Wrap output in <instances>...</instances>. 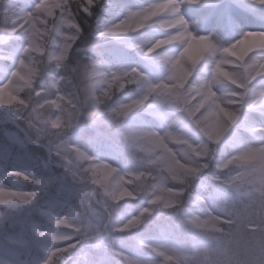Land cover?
Instances as JSON below:
<instances>
[{"label": "trees", "instance_id": "16d2710c", "mask_svg": "<svg viewBox=\"0 0 264 264\" xmlns=\"http://www.w3.org/2000/svg\"><path fill=\"white\" fill-rule=\"evenodd\" d=\"M9 2L18 3L24 11H32L36 0H9ZM143 0H95L92 5L90 14L79 17L78 23L81 26V32L77 36L74 49L70 50L69 57L65 60L60 69L50 66L41 72V75L34 81V87L41 89V96L51 98L59 89L70 90L73 83L74 73L72 68L85 60H97L102 64L107 72L124 71L132 68V65L139 60L140 48L135 46L140 37L138 33L129 35L124 42H109L113 39H107L114 35L104 32V28L114 24L123 18L127 8H134L143 5ZM11 20L0 16V29L3 30L4 40L0 43V82L5 81L11 70L16 66L23 51L24 38L19 30L9 31ZM144 30V34H147ZM120 39L122 34L115 35ZM151 39V35L146 36ZM109 42L108 44H104ZM131 42L134 43L131 44ZM55 47V45H53ZM154 72L146 70L150 73V77H154L156 67L161 65L166 67L161 56H175V45H169L166 48L154 52ZM149 61H151L149 59ZM149 63V62H148ZM195 73H192L189 84L197 85L201 82L195 79ZM65 77L61 79V77ZM55 84L56 87L52 85ZM221 86L225 84L228 88L230 84L219 83ZM230 91L232 90L229 88ZM144 87L141 83H132L116 94L114 99L126 101L130 98H136L142 95ZM229 91H226L227 93ZM93 116L99 118L102 109L94 107L92 109ZM172 122L176 130L183 131L189 137L202 141L200 144L208 143L199 130L187 119L183 113L173 108ZM162 124V119L156 114L152 108L151 101L147 100L137 110L129 113L124 118L122 126H130L138 129L148 130L151 124ZM244 130L241 125H232L223 135L222 140L211 148L210 157L204 158L203 162L208 164L207 168L201 169L199 172H206L209 184L207 190H203L202 185H194L193 177L196 176V183L199 177L194 175L187 180L186 184H179L184 190H188L189 195L181 193L179 203L169 209L154 208L150 215L143 218L142 222L134 229L128 231H117L119 224L126 219L139 213L141 207L147 206L150 198L147 193L138 192L134 199H123L115 202L107 197L99 186L93 185L88 179H80L75 177V181L71 178H64L62 168L52 170L48 163L47 148L40 141H25V145L16 146L10 143L1 131L0 125V187H6L11 190L21 192H33L35 195L30 202L19 200H11L4 204H0V264H43L47 258L48 251L55 247L56 244L51 237L47 235L50 232H61L65 235H71L66 229H58L53 223V216H65L81 225L85 230L86 219L92 221L87 216L86 211L82 208L78 198L73 196L76 182H84L90 189H94L98 195L99 206L91 199L94 209L98 208L101 215L100 224L101 231L99 239L103 243V247L112 255L114 261L111 264H127L123 253L133 257L140 264H161L163 257L160 252L177 256L179 264H184L193 249L198 248V255L203 258L206 252L222 248L217 247V242L227 240L226 237H220L215 229H199L188 221L189 216L203 217L210 210L208 201L205 198L209 192L215 189L219 190V200L214 196L212 198V206L214 209L218 207V201H221L227 208L235 206L240 209L242 202L247 200L241 193L242 190L256 186V180L246 182L240 187L227 185L224 183L226 176L235 175L239 168L220 169L217 162L226 159L228 156L243 150L246 147L259 146L264 143L258 139L256 144L242 143ZM99 141V140H98ZM100 142V141H99ZM72 145L80 146L89 155L96 158L97 149L107 150L116 158H118L122 167L117 168L122 174L134 171H143L147 164V157L137 149L131 148L119 136L113 139L107 146L105 144L96 147V144L86 148L78 143ZM99 145V144H98ZM59 169V170H58ZM52 170V171H51ZM20 171L24 175L31 177L25 180L23 177L13 176L12 173ZM68 174L65 172V177ZM201 178V177H200ZM33 181H38L33 182ZM178 183L169 181L170 186ZM202 193L201 201L195 200L192 192ZM82 193H80V196ZM256 209H260L257 204H252ZM245 209H241L242 213ZM251 211V209H249ZM30 212L28 217L26 214ZM109 213H111L109 215ZM257 212L252 211L250 217L245 219L255 220ZM260 226V225H259ZM86 231V230H85ZM43 232L45 235H38ZM25 233L23 240L18 236ZM93 240L89 241L92 242ZM86 243L85 239H79L76 246L69 251L62 253L58 257L56 264H64L74 253V251ZM231 244V241H229ZM151 245L152 247H149ZM153 249H159L154 251ZM229 248L228 250H230ZM224 251V250H223ZM175 264V262H171Z\"/></svg>", "mask_w": 264, "mask_h": 264}, {"label": "snow or ice", "instance_id": "6c2138e0", "mask_svg": "<svg viewBox=\"0 0 264 264\" xmlns=\"http://www.w3.org/2000/svg\"><path fill=\"white\" fill-rule=\"evenodd\" d=\"M253 2L257 6L264 8V0H253ZM94 3L95 0H79L75 12H73L71 8H65L68 0H36L32 11H24L18 3L9 2L7 14L11 20V26L8 30L12 32L17 30L25 31L27 27L30 39L29 49H35L39 52L41 49L37 44V39L44 32V29L39 26L40 24H47L49 20L59 19L64 27H71L75 34L66 36V41L62 45V51L53 57L59 65L63 63L67 53L71 50L72 44L81 32V26L79 23L74 22V17L90 14ZM205 3L212 5L214 0H155V2L139 11H129L118 22L106 26L104 32L112 35L137 32L150 25L157 15L170 11L178 13L183 6L187 14L191 16L194 12H200ZM205 15L210 16L208 13H205ZM173 29L176 30L173 31ZM3 30L0 29V31ZM164 30H166L168 35L153 40L147 48H141V50L147 55L158 52L176 42L182 45V49L178 55L174 57H160L167 66V78L153 83L148 81L144 74L136 68L110 72L109 79L107 80L108 87L104 92L105 95H110L114 87L118 91H121L132 83H141L144 87L142 95L127 103H122L118 108H113L110 111L117 118L125 117L143 105L149 98H154L157 103L167 104L183 113L195 125L208 143H190L189 140L183 138L171 130V128L166 129L163 134L157 131H133L127 135L129 142L138 150L146 154H155L154 159L149 161V163L159 165L167 173V176L153 184L151 189H149L151 195L147 201V206L141 207L137 215L131 216L117 226L116 230L121 232L134 229L142 222L145 216L151 214L154 208L169 209L175 207L179 203V197L184 188L172 187L168 181L183 185L201 169L207 168L208 164L203 161L204 158L211 155L209 145L219 142L225 132L238 119L239 109L232 106L247 104L251 108L257 103L258 98L264 97V91L258 92L255 98L248 97L250 82L257 77H264V61L246 62L250 53L256 50H264V30L244 31L238 39L227 46H219L211 35L194 34L190 30L189 21L185 20L182 15H176L171 19L164 25ZM137 46L140 47V45ZM217 52L219 53V58L215 59L212 64L211 78L197 85L189 84L193 69L198 63L206 56H211ZM98 69L99 65L93 69L90 75L92 77L104 75ZM34 72L35 70L28 63L21 60L19 67L12 73L8 82L0 85V96L3 97L0 106L16 102L22 103L15 91L19 86L14 81L19 80L24 85H30ZM218 83L230 84L232 90L225 94H218L215 89V85ZM52 86L56 87L55 84ZM91 87L94 89L95 83ZM62 99L63 96H58L57 99L50 101V103L54 107L59 108ZM52 126L60 127V121H52ZM255 131L264 136V127L256 128ZM173 144L185 146L183 158L177 154L176 150L172 147ZM68 147L73 148L81 159L89 161L95 159L81 152L75 145H68ZM217 167L220 169H240L235 175L224 180V183L228 185L240 187L246 182H251L250 178L256 181H264V143L255 147H246L228 156L226 159L218 161ZM87 170L88 180L93 185L99 186L103 193L115 202L123 199H134L136 193L127 187V185L133 182L143 185L151 175L143 170L121 174L118 179H114L118 169L106 161L90 163L87 166ZM12 175L23 177L25 180L31 179V177L24 175L20 171H15ZM33 182L38 183V181ZM34 195L35 193L33 192H21L0 187V204L14 199L30 202ZM252 211L257 212V218L255 220L245 219V222L250 227L243 230L242 233L238 231L235 234L236 244L238 247L243 248L244 253L250 260V264H264V232L260 228H257V225H260L262 222V210L250 205L245 208L242 215L244 218L245 216L250 217ZM230 218L231 213L224 219L227 222ZM52 219L58 229H66L71 235H65L61 232L47 233L56 246L48 251L47 258L43 261V264H56L58 257L62 253L75 247L79 239L87 238V232L82 230L81 225L74 220L65 216H53ZM214 219V217L203 219L199 216L188 217V221L199 229L214 228ZM38 235H45V233L40 232ZM149 247L152 246L149 245ZM153 250L159 251V249ZM118 254L123 256L127 264H140L133 257L123 253ZM160 255L163 257L161 264H171V262L179 264L177 256L164 252H160Z\"/></svg>", "mask_w": 264, "mask_h": 264}, {"label": "clouds", "instance_id": "9594fccd", "mask_svg": "<svg viewBox=\"0 0 264 264\" xmlns=\"http://www.w3.org/2000/svg\"><path fill=\"white\" fill-rule=\"evenodd\" d=\"M79 0H68L65 8H71L73 12L76 10V5ZM219 3H223V0H218ZM8 5L9 0H0V16L5 19L8 17ZM176 15L184 16L185 20L193 21L196 17L189 16L186 9L182 6L179 12L170 11L162 15H157L150 23V25H158L160 29H164V25L167 24ZM79 15L74 17V22L78 23ZM39 23V22H38ZM41 28L44 29L43 34L37 39V44L41 51L37 52L35 49H29L30 39H29V29L25 31H20L23 35V51L18 60L16 66L11 70L9 77L0 82V85L7 83L11 78V75L20 65V61L23 60L28 63L34 70V75L32 78V83L30 85H24L22 81L16 80L14 83L19 87L15 90L16 95L19 96L21 102L12 103L9 106L16 111V115L23 121L26 122L28 126L32 129L34 133V138L41 143L47 142L45 146L47 147L49 154H54L59 158L63 167L72 174L74 177H79L80 179H88L87 166L90 163H98L100 159H95L89 161L87 159L79 158L77 152L73 148H69L68 145V135L70 131L76 126L79 121L85 117L92 118L96 120L97 117L93 116L92 109L94 107H99L102 109L99 115V119H107L117 123V134L133 149H137L132 145L127 139V135L133 131H155V130H145L138 129L130 126H122V122L125 117L117 118L114 113L110 110L113 108H118L122 103H127L134 98L127 99L126 101H119L114 99L118 91L115 87L112 89L110 95H105V89L108 87L107 80L109 79L110 72L104 70L101 63L97 60H85L83 63L78 64L76 67L72 68L73 83L70 86V90L59 89L53 97H42L41 89L34 87V81L41 75V72L50 67L54 66L56 69H60L64 64L65 60L69 57L67 53L65 60L61 64H57L53 59L60 51H62V45L66 41V36L70 34H75L71 27H64L63 23L57 20H49L47 24H40ZM176 29H173L175 31ZM168 35L165 32L161 35L160 39ZM75 42L72 44L71 50L74 49ZM55 45V47H53ZM0 47H3L0 45ZM99 65V71L103 72L104 75H99L92 77L90 73L96 66ZM65 77H61L64 79ZM95 83V88L91 86ZM58 96H63L60 101V107H54L50 101L55 100ZM95 97V98H94ZM3 101V97L0 96V102ZM60 121V127H53L52 121ZM161 134L165 132L157 131ZM43 138V140L41 139ZM76 146V145H75ZM79 150L85 154L89 155L82 147L76 146ZM172 147L176 150L177 154L182 158L184 156V145L173 144ZM138 150V149H137ZM141 153V150H139ZM147 164L144 169L145 172L150 173V177L146 180L145 184L141 185L133 182L127 187H129L133 192H144L150 197L152 185L159 182L161 179L166 178L167 173L160 168L159 165L150 164L149 161L154 159L155 154H146ZM93 157V156H92ZM199 163V161H197ZM122 173L118 170L117 175L114 179H118ZM126 174V173H123ZM231 177L226 176L224 180ZM131 179V177H129ZM170 181V180H169ZM168 181V183H169ZM256 186L249 188L247 190H242V195L247 198L245 202H242L240 209L235 206L232 208H227L223 205L218 206L215 210L207 211L206 215L202 217H214L213 224L217 234L220 237H226L227 240H222L217 242V247L222 248L224 251H228L231 248V255L226 259L215 258L209 259L204 257L201 259L198 255V248L193 249L189 259L184 261V264H250V260L244 253L243 248L238 247L236 244L235 234L243 232V230L248 228L245 218L242 215L241 209H245L252 204H257L261 211L262 222L260 224V230L264 232V181L257 180ZM226 184V183H225ZM228 185V184H227ZM175 188H180L179 184L172 186ZM231 213V218L226 222L225 217ZM87 225H85V230ZM231 241V244H229Z\"/></svg>", "mask_w": 264, "mask_h": 264}, {"label": "rangeland", "instance_id": "374dc122", "mask_svg": "<svg viewBox=\"0 0 264 264\" xmlns=\"http://www.w3.org/2000/svg\"><path fill=\"white\" fill-rule=\"evenodd\" d=\"M143 2L144 4L138 7L127 8L126 12L123 15V18L128 14L129 11H139L149 4L155 2V0H143ZM212 5V7L205 5L200 12L192 13L191 16H194L196 18L193 20L194 22L190 23L189 26L190 30L193 31L194 34L211 35L214 37L219 46H227L240 37V31L243 33L244 31L249 30H264V28L259 25L254 12L246 7L241 0H223V3ZM205 13L210 14V16H206ZM259 21H261V19H259ZM144 30H147L148 33L144 34ZM165 32L166 30L160 29L158 25H148L137 32L122 34L124 36H122L120 39L115 38V35L112 37H108L107 39H113L109 42H124V39L129 35H135L136 33H138L140 35V37L137 38L139 42H137L135 46L140 45L139 61L137 63H134L132 65V68H136L139 72L144 74L148 81L155 83L167 78V66L163 67L161 66L162 64L158 65L156 67L154 77L151 78L148 71H151V73L154 72V64H156L154 63L155 57L153 53L145 55L141 48H147L153 40L159 38ZM147 35H151V39H147ZM3 40V31H0V43ZM109 42H106L104 44H108ZM131 44H133L134 46L133 42H131ZM173 45H175L176 56L181 51L182 45L179 42L173 43ZM217 58H219L218 52L211 56H206L204 59H202L193 69V72L195 73V79L199 82L210 79L211 67L215 59ZM149 59L151 61H149ZM259 61H264V50H256L250 53L246 62L253 63ZM146 68L148 71L146 70ZM229 88L232 89V86L230 85ZM229 88L225 84H222V86L219 83L215 85V89L218 94H225L226 91H230ZM249 89V98H255L258 92L264 91V77H257L255 80L251 81L249 84ZM149 101H151L152 108L155 109L156 114L161 117L162 124L156 125L152 123L148 130L163 131L171 128V130L175 131L183 138L189 140L190 143L200 144L202 142L197 141L193 137H189L183 131L176 130L172 122L173 108L171 106L167 104L157 103L154 98H149ZM232 107H236L239 109L238 119L234 125H241L242 129L245 132L242 143L254 145L257 143L258 139H261L264 142V136H261L257 131H255L256 128L264 127V97L258 98L257 103L251 108H249L247 104L243 106L235 105ZM0 125L1 131L3 132L5 138L10 143L16 146L25 145V141H35L34 133L30 126H28L25 121L21 120L16 115V111L9 106H0ZM117 128L118 125L114 121L99 118L93 120L92 118L85 117L81 121H79L76 126H74L67 138L69 144L78 143L82 146H85L86 148H90L93 144H96V147H99L102 144H105L107 146L110 142H113L114 138H119V135L117 134ZM41 139L43 140V138ZM46 143L47 142L45 141L44 144ZM47 156L49 158L48 163L50 164L52 170H55V168H62L64 172V178H71L73 181L76 180L74 179L75 177L70 174L66 168L63 167L58 157H56L54 154H49L48 152ZM96 159L109 162L116 168L122 167V163L118 161L119 159L107 150L97 149ZM65 172L66 174H68L66 177ZM196 175L199 177V179H197L195 183L194 179H196V176L193 177V182L190 183L191 190H194L193 186L195 184H204L203 190H207V185L209 184L208 178H206L207 173L201 171ZM206 183L207 185L205 186ZM76 186L77 187L74 188L73 191V196L78 198L82 208L86 211L87 216H90L92 221L89 222V219H86V243H82L81 246L74 251L72 256L64 264H111L114 259L112 255L109 254L107 250H105V248L102 246L103 243L99 239L101 231L99 232L100 224L98 221L100 220L101 215L98 212V208L95 210L93 207L94 205L91 204V199H93L96 203V206H99V199H97L98 195H96L94 189H90L89 186L87 187L84 182L80 183L79 181H77ZM80 193H82L81 196ZM182 193L189 195L190 192L188 190H184ZM191 194L193 195L195 200L201 201L203 198L202 193L194 191ZM214 196H216V198L219 200V190L215 189L213 192H209V195L206 197L210 209L213 210H215L212 206V198ZM85 201H87V203H85ZM220 205L225 206L221 201H218V206ZM30 214L32 213L28 212L26 214V217H28ZM257 228H260V226L257 225ZM1 234L2 230L0 228V235ZM24 236L25 233H21L18 238L23 240ZM91 240L93 241L89 243V241ZM230 255L231 249L228 251L217 249L212 250L211 252H206L203 255V258L208 257L209 259H226Z\"/></svg>", "mask_w": 264, "mask_h": 264}, {"label": "bare ground", "instance_id": "6f19581e", "mask_svg": "<svg viewBox=\"0 0 264 264\" xmlns=\"http://www.w3.org/2000/svg\"><path fill=\"white\" fill-rule=\"evenodd\" d=\"M241 1L245 4L246 7H248L249 9L252 10V12H254V15L257 17V21L259 25L264 28V8L257 6L253 2V0H241ZM218 3H219L218 0H214L213 4L217 5ZM205 5L210 6V7L213 6V5H208L207 3H205ZM258 18L261 19V21H259ZM239 34L242 35V32L240 31Z\"/></svg>", "mask_w": 264, "mask_h": 264}]
</instances>
